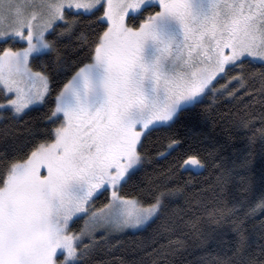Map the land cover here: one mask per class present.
Returning <instances> with one entry per match:
<instances>
[{"label": "snow or ice", "instance_id": "6c2138e0", "mask_svg": "<svg viewBox=\"0 0 264 264\" xmlns=\"http://www.w3.org/2000/svg\"><path fill=\"white\" fill-rule=\"evenodd\" d=\"M49 98L25 136L0 138V264H92L180 200L169 223L190 229L200 264H264L244 227L264 216V0H0V118ZM220 102L239 105L245 145L205 155L177 126ZM169 157L162 181L125 193ZM210 168L207 187L183 179Z\"/></svg>", "mask_w": 264, "mask_h": 264}, {"label": "trees", "instance_id": "16d2710c", "mask_svg": "<svg viewBox=\"0 0 264 264\" xmlns=\"http://www.w3.org/2000/svg\"><path fill=\"white\" fill-rule=\"evenodd\" d=\"M77 42L75 39L65 49V55L70 60L78 59L76 56ZM51 99L49 103L40 106L37 110L31 111L29 115L23 117V119H17L15 121H4L0 119V138L5 133L8 134L9 139L16 136L23 137L27 134V128L31 122L38 116L47 112L51 106ZM238 104L220 102L219 106L214 111H206L208 105H201L197 110L201 113L198 119L191 116L182 117L184 126H177L179 133L187 139L188 143H191L196 149L200 150L202 154L213 152L219 147L220 144L227 143L230 147L224 155L229 153H235L237 150L242 149L245 145V140L241 134L236 133L231 124V114L236 112ZM153 140L155 137L152 138ZM149 147H152L151 143ZM151 155L155 157V153ZM171 157L168 160L154 159L152 163L145 166L144 170L139 174L138 182L139 187L134 188L131 184L126 186L124 191L129 195H143L140 192V188L147 187V182L150 180H163L164 173L171 161ZM214 170L209 169L202 175L195 177H189L187 173L184 174L183 179H192L194 184L200 187H207L214 179ZM194 193H189L191 197ZM104 197L100 198L103 201ZM98 201L97 203H99ZM187 205L184 200H180L178 203L173 204L168 216L164 219L158 220L150 228L139 231H127L114 233L109 238L108 247L103 249L97 254L92 264H101V262H108V264H121V261L127 262V264H139L143 260V264H200L202 258L206 257V254L201 250L198 241H196L190 233L188 227L177 228L172 230V226L169 223L171 218L175 216L183 215L181 209H186ZM249 243L251 245V251L259 253V246L264 244V216H257L246 221L244 225ZM153 238L157 240L154 245L156 251H152ZM182 241V245H175L168 247L169 241ZM164 245L165 247H161ZM145 249L151 253L146 255Z\"/></svg>", "mask_w": 264, "mask_h": 264}, {"label": "rangeland", "instance_id": "374dc122", "mask_svg": "<svg viewBox=\"0 0 264 264\" xmlns=\"http://www.w3.org/2000/svg\"><path fill=\"white\" fill-rule=\"evenodd\" d=\"M1 119V118H0ZM127 231H136V230H125L124 232H127Z\"/></svg>", "mask_w": 264, "mask_h": 264}]
</instances>
